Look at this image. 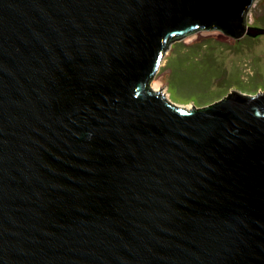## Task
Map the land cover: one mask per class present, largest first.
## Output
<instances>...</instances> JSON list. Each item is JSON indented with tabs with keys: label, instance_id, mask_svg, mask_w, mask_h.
I'll use <instances>...</instances> for the list:
<instances>
[{
	"label": "water",
	"instance_id": "water-1",
	"mask_svg": "<svg viewBox=\"0 0 264 264\" xmlns=\"http://www.w3.org/2000/svg\"><path fill=\"white\" fill-rule=\"evenodd\" d=\"M255 1L0 0V264H264V92L149 85Z\"/></svg>",
	"mask_w": 264,
	"mask_h": 264
},
{
	"label": "rangeland",
	"instance_id": "rangeland-1",
	"mask_svg": "<svg viewBox=\"0 0 264 264\" xmlns=\"http://www.w3.org/2000/svg\"><path fill=\"white\" fill-rule=\"evenodd\" d=\"M248 27L264 28V0L253 3ZM170 102L201 108L228 93L264 92V34L235 39L220 30L169 45L149 83Z\"/></svg>",
	"mask_w": 264,
	"mask_h": 264
},
{
	"label": "bare ground",
	"instance_id": "bare-ground-1",
	"mask_svg": "<svg viewBox=\"0 0 264 264\" xmlns=\"http://www.w3.org/2000/svg\"><path fill=\"white\" fill-rule=\"evenodd\" d=\"M159 92H161L164 95V97L167 98L168 95H166L164 91L159 90ZM186 108H189L190 109V107H186Z\"/></svg>",
	"mask_w": 264,
	"mask_h": 264
},
{
	"label": "flooded vegetation",
	"instance_id": "flooded-vegetation-1",
	"mask_svg": "<svg viewBox=\"0 0 264 264\" xmlns=\"http://www.w3.org/2000/svg\"><path fill=\"white\" fill-rule=\"evenodd\" d=\"M258 28V27H257Z\"/></svg>",
	"mask_w": 264,
	"mask_h": 264
}]
</instances>
